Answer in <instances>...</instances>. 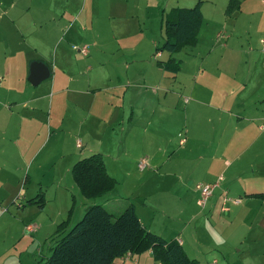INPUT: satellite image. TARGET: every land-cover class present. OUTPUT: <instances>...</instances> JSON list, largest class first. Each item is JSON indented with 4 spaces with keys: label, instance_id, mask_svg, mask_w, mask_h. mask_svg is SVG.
I'll use <instances>...</instances> for the list:
<instances>
[{
    "label": "crops",
    "instance_id": "1",
    "mask_svg": "<svg viewBox=\"0 0 264 264\" xmlns=\"http://www.w3.org/2000/svg\"><path fill=\"white\" fill-rule=\"evenodd\" d=\"M76 1L75 6V0H0L1 50L9 53L23 44L28 48L24 66L23 58L18 61L0 58V84L12 74L19 75L20 81L25 78L27 83L22 88L6 87L0 92V157L3 156L0 170L9 163L12 166L4 180H22V197L28 204L43 209L45 199L40 191L43 183L34 180L25 168L26 160H35L39 150L27 153L26 158L22 146L34 131L37 137L43 134L46 139L63 133L72 152L84 148L89 155L102 156L106 172L116 182L115 187H121L116 196L109 194L105 198L108 202L110 199L121 201L117 215L132 203L146 230L170 239L166 241L178 242L183 249L189 244L186 232L192 226V237L218 251L213 254H227L223 243L224 246L246 244L247 252L264 254V127H261L264 76H257L252 65L250 71L235 76L236 86L232 87L219 62L215 63V70L200 67L193 72L189 94L194 102L189 103L191 99L183 97V83L177 76L182 63L173 56L177 51L161 50L152 58L151 36L143 32L137 37L131 36L130 25L126 23L131 19L118 13L121 4L113 0L110 12L107 4L103 5L106 10V18L102 17L104 35L94 26L95 13L99 15L98 0ZM238 1L240 8L229 16L240 12L241 1ZM178 7H172L169 13L161 12L163 42L166 37L163 22ZM200 10L203 17L202 5ZM78 30L87 36L70 42ZM217 34L215 48L220 45L224 54L232 50L227 43L219 41H227L228 37L220 32L217 38ZM72 42L88 44L85 45L87 52L83 54L74 46L71 48ZM228 42L229 46L233 45L232 39ZM163 52L169 54L166 59L160 58ZM257 58L264 68V52H258ZM253 62L255 66L254 58ZM32 63L42 64L48 72L36 85L28 80ZM8 65L13 67L7 73L4 67ZM215 93L220 94V98L214 96ZM182 100L188 103L184 112L178 108ZM60 106L63 113L57 118ZM205 109H209V117H205ZM192 113L198 117L188 121L186 117ZM78 141L80 146H77ZM173 141L177 142L175 150ZM7 143L12 149L11 157L18 159V164L7 159ZM72 152L62 151L59 155L64 157ZM142 158L146 165L140 170L137 165ZM71 164L69 162L65 172L74 165ZM41 168L36 166L35 170ZM218 177H222L219 185L206 206L200 208L196 203L195 185L213 183ZM24 186H28L26 192ZM58 186L62 189L61 183ZM39 197H42L41 205L37 201ZM65 198L68 199L63 197L61 203L66 204L65 213L56 212L59 218L65 216L58 224L68 218L75 202L71 198L69 206ZM229 199L239 202L235 204ZM93 203L96 200L82 202L77 216ZM74 214L73 207L70 224ZM176 219L180 222L181 238L161 233L172 225L165 227L167 222ZM201 227L206 231H201ZM49 253L50 250L29 264ZM137 255L118 259L123 264L135 263V257L141 262V256ZM213 261L214 258L211 264ZM143 263L160 264L154 260L150 249L146 250Z\"/></svg>",
    "mask_w": 264,
    "mask_h": 264
},
{
    "label": "rangeland",
    "instance_id": "2",
    "mask_svg": "<svg viewBox=\"0 0 264 264\" xmlns=\"http://www.w3.org/2000/svg\"><path fill=\"white\" fill-rule=\"evenodd\" d=\"M113 1L121 4L118 13L125 14L131 19L126 21V23L130 25L132 31L131 36L137 37L141 32H143L145 36H151L154 43L151 50V54H153L152 58L156 53V48L154 47L156 45L160 46L164 37L163 32L160 29L161 12H164L163 10H165L169 13L171 8L176 6L192 7L197 2V0ZM113 1L98 0L99 5L96 9L99 15L95 13L94 26L103 34L104 19L102 17L106 16V10L103 5L107 4L110 12ZM228 1L229 0H202L203 22L199 31L197 44L186 45L173 54L176 59L182 61L181 70L177 76L183 83V97L191 99L189 103L194 102L193 97L189 94L190 86L193 83V72L200 67L206 68L208 71L215 70V63L219 62L218 66L221 67V70L226 71V80H230L232 87L236 86L235 81H237V79L235 76L237 75L239 77L242 76L245 71H250L252 65L253 69L255 67L258 73L257 76H264V68L261 67L262 61L259 58L255 59V57L258 56V52H264V44L260 43V40L264 39V3H262L261 0H240V12L234 16H229L225 13V7ZM75 2L76 6L77 1L75 0ZM114 30L117 32V28H114ZM219 30L220 32H223L224 36L228 37L227 41H223V39H219V41L222 44L224 42L227 43L228 49L229 47L232 49L228 50L225 54L221 50L220 45L215 48L216 34ZM219 33L217 34V38L220 37ZM86 36V33L83 34L78 30L76 35H73L72 39L69 41L71 42L77 38H84ZM25 38L27 39L29 37L25 36ZM66 39H69L68 36H66ZM229 39H232V46H229ZM83 45L88 44L72 42L71 48L73 46L81 47ZM250 49L252 51H250ZM27 52L28 48L25 44L20 47L17 46L9 53H5L0 47V58H14L16 61L23 58L24 66L27 63V60L25 59ZM240 53L248 54L249 56L240 55ZM168 55L167 52H163L160 58L166 59ZM221 57L222 60H220ZM253 58L256 62L255 66L253 64ZM12 67L13 66L8 65L4 68L8 73L11 71ZM18 77L19 75L16 74L6 76L0 84V92L6 87L22 88L23 86H26L27 83L25 78L20 81ZM41 86L42 83L38 88H41ZM176 91H179V87H177ZM206 96L208 97V95ZM214 96L220 98V94L218 95L215 93ZM213 99L215 100V98ZM261 102L264 103V101ZM187 106L188 103L184 104L182 100L178 108L180 112H184ZM208 111L209 109H205V117H209ZM59 113H63V106H60L56 112L57 118ZM178 115L180 114L178 113ZM196 116L198 117V114L196 115L192 113L186 118L190 121L196 119ZM201 117H204V115H201ZM40 119H42L41 116ZM33 127L34 129L36 128V123H34ZM38 128L40 132L41 124L39 123ZM211 128L212 126L209 125L210 130ZM172 145H174V148L172 149L175 150L177 142L173 141ZM7 147H10L9 143H7ZM22 148L26 158L28 157L27 153H32L37 149L39 150L35 160H26L27 163L25 168L29 170L31 177L34 180L39 179L43 183V187L40 191L44 193L43 196L45 201L43 209L41 210L35 204H28L26 198L22 197L20 194L22 180L20 182H17L15 178H11L9 181L4 180L9 176L8 171L12 167L10 163L5 169L0 170V264H29L35 261L39 255L48 254L50 246L57 238L55 235L53 236L56 230L55 227L58 224L57 222H60L61 220L59 219L65 217L60 216L59 218L56 214L57 210L59 211V215L65 213L64 206L66 204L64 206L61 204L63 202V197L67 196L68 199L66 200L65 198V200L66 202H69V204H67L69 206L71 198H74L75 201V214L72 217L71 225L76 223L82 217L83 214L77 216V213L79 209L83 207L81 206L82 202H86L87 200L82 197L75 186L70 172L71 168L66 172L65 169H67L69 162L73 164L81 157L88 156L90 154L89 152H85L84 148L74 149L72 152V147L68 145V140L63 133H57L53 137L46 139L43 134H40V137H37L35 131L32 137L26 138ZM62 151L72 152V154L70 155L69 153H66L64 157H60L59 153ZM7 152L9 156L7 159L9 162H17L16 164H18V159L11 157L12 149L9 148ZM1 161L3 160L0 159V164L2 163ZM36 166H41L42 168L40 170H35ZM58 183H61L60 187L62 189H59ZM27 187L28 186L23 187L25 192ZM120 188L121 187L116 186L112 189L113 191L111 190L112 192L110 191L111 193L95 199L96 204L104 205L113 215H117L121 201L108 199V202L105 198L109 196V194L113 195V197L116 196V194L119 193ZM116 200L120 199L117 198ZM113 202H119V204ZM22 205L24 206L23 208ZM33 224L37 227L35 232H27L26 226ZM178 224H180V222L177 219L170 223L167 222L165 227L171 226L166 229L163 228L164 230L161 231V233H164V235H175L176 238H181L180 227ZM191 228L192 226L189 229L190 231L186 232L190 237V240L189 244H185L184 249L190 258L197 261V264H211L212 258H214L212 264H248L252 261L254 264H264V254L247 252L246 244L234 246V244L231 243L224 246L223 243L222 248L226 249L227 254L216 255L215 253L218 251L209 249L205 244H202L201 241L203 238L199 240L201 242L199 243L196 241L195 237H192L193 233ZM214 230L217 231L216 229ZM201 231L205 232L206 230L204 227H201ZM213 252L215 253L213 254ZM137 256H141V262H138V258L135 257V263L128 262L126 264H144L143 260L145 261L146 259V251ZM247 259L250 261H247ZM114 264L123 263L119 262V259L117 258Z\"/></svg>",
    "mask_w": 264,
    "mask_h": 264
},
{
    "label": "trees",
    "instance_id": "3",
    "mask_svg": "<svg viewBox=\"0 0 264 264\" xmlns=\"http://www.w3.org/2000/svg\"><path fill=\"white\" fill-rule=\"evenodd\" d=\"M201 3L202 0H198L190 8H174L167 15L163 22L166 37L156 52L165 50L172 53L186 45H194L203 21ZM239 8L238 0H229L226 13L230 15ZM70 172L82 197L87 200L105 196L116 184L106 172L99 153L80 158ZM37 201L41 205L42 197ZM73 207L69 210L68 218L57 225L53 234L57 238L50 246L49 255L33 264H114L125 253L140 254L149 249L154 260L160 264H197L178 242H167L146 230L132 203L125 206L117 216H113L102 205L93 203L71 225Z\"/></svg>",
    "mask_w": 264,
    "mask_h": 264
},
{
    "label": "built area",
    "instance_id": "4",
    "mask_svg": "<svg viewBox=\"0 0 264 264\" xmlns=\"http://www.w3.org/2000/svg\"><path fill=\"white\" fill-rule=\"evenodd\" d=\"M262 43H264V39H262ZM74 49L78 50L79 52H81L83 54H85L87 52V46H85V45L81 46V47H75L74 46ZM261 127H264V122L261 123ZM183 142H184V140L181 139L180 143H183ZM77 146H80L79 141L77 142ZM145 165H146V160H145V158H142L141 160L138 161L137 167L140 170H142L145 167ZM221 179H222V177H218L217 180L213 183H205V184L204 183H197L195 185V189L198 192V197H197L196 203L200 208H204L206 206L209 197L212 195L214 188H216L219 185ZM225 200H227V198H225ZM230 201L232 203H235V204L239 202V200H237V199H232ZM36 229H37V227L34 224L26 226V230L29 233L35 232ZM129 256H130L129 253H125L124 256H122V257L128 258Z\"/></svg>",
    "mask_w": 264,
    "mask_h": 264
},
{
    "label": "water",
    "instance_id": "5",
    "mask_svg": "<svg viewBox=\"0 0 264 264\" xmlns=\"http://www.w3.org/2000/svg\"><path fill=\"white\" fill-rule=\"evenodd\" d=\"M48 76L47 69L40 63H32L29 69V77L28 80L36 85L41 80L45 79Z\"/></svg>",
    "mask_w": 264,
    "mask_h": 264
}]
</instances>
